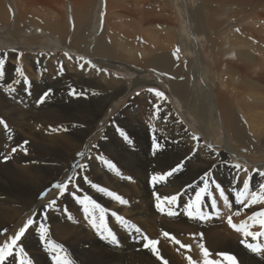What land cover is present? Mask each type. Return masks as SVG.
Returning <instances> with one entry per match:
<instances>
[{
  "label": "bare ground",
  "instance_id": "obj_1",
  "mask_svg": "<svg viewBox=\"0 0 264 264\" xmlns=\"http://www.w3.org/2000/svg\"><path fill=\"white\" fill-rule=\"evenodd\" d=\"M173 1L172 4L171 0H0V43L10 47L7 49L6 61L15 66L22 63V71L31 73H24L27 78L25 83L14 68L4 66V75L0 77V114L6 115L11 122L21 121V126L25 119L39 126V130H33L29 148L25 147L27 153L34 154L29 156V159L35 161L33 167L15 166L11 160L0 163V202L8 203L11 198L16 203L26 202L20 213L37 201L41 207L44 204L40 217L32 216L31 213L22 217L24 221L28 218L35 221L16 246V249H23L20 253L24 259L29 260L27 264H55L53 257L57 254L71 264H162L140 248L142 242L136 237L142 234L136 233L132 227L133 222L139 224L147 230V236L154 239V231H150L147 224L149 220L155 223L154 220H157L165 230L199 232L202 239L201 236L194 238L214 254L209 259L220 260L222 264H227V261L218 255L221 252L236 256L239 264H264V252L255 254L247 251L239 242L237 231L219 222L202 224L200 220L186 217L184 212L187 202L181 198V202L173 203L174 208L173 204L165 205L167 213L169 207L175 211L184 204V208L181 207L177 212V218L162 217L165 212L158 214L160 217L154 215L156 212L152 204L156 205L157 202L152 198L153 192L163 197L176 193L187 196L192 191L194 196L196 185L201 183L200 178L209 172L227 190L234 183L237 186L241 183L240 188H243V180L248 178L249 173L243 168L226 166L228 157L222 151L216 155L214 151L203 148L184 131L176 117L164 114L169 108L156 95L155 99L162 102L155 108L160 113L156 123L158 133L151 132L138 116L127 113L125 118L131 119L135 125L132 126L127 120V123L125 120L123 123L136 135L139 150L129 153L123 147L108 143L102 147L103 153L105 149L110 152L119 171H129L126 177L120 178L100 159H88L86 163L95 183L102 182L103 185L99 186L118 194L127 203L118 206L119 201L86 185L89 192L93 191L89 197L108 210L103 223H99V219L100 226L95 229L86 221L73 224L81 214L78 209L80 204L73 196H66V199L75 206V213L62 216L60 213L63 211L60 210L55 215L50 207L45 208L48 202L41 195L45 187L72 175L70 170L75 158L82 157L77 153L72 164H67L60 177L55 179L57 174L54 176L53 169L63 165L67 150L71 149L69 146L74 147L77 142L84 141L92 131L95 138L106 135L109 143L115 144L118 140L120 127L112 132L114 126L109 128L110 123H102L103 130L98 129L97 123L108 112L110 115L117 112L122 100H125L127 80L104 69H119L115 65L119 61L133 64V73L147 72L154 78L165 74L168 79H162L161 82L164 81L163 84L169 88L173 101L192 116L195 124L191 126L196 130L195 133L209 138L213 136L212 128L215 125L221 126L224 134L220 145L225 149L224 152L234 153L237 144L245 147L250 155L255 154V157L264 154V127L259 129L249 121V114L264 105V0H193L194 4L183 0L184 5L181 0ZM160 3H164V7L162 11H156L154 7ZM226 3L234 7L232 12H229ZM173 9L175 12L172 13ZM108 16L112 19L110 23L107 21ZM117 17L121 20L116 21ZM157 21L161 24L154 23ZM153 25L160 28L154 32L159 30L162 36L154 33L148 41L145 35ZM240 28L247 33L240 32ZM205 42L207 46L202 50ZM62 48L89 57L91 63L86 59L65 55L64 52L25 51ZM47 54L49 59L44 61L42 57H47ZM3 56L4 52H0V57ZM143 75L133 76V87L152 85L161 89L162 84L158 80ZM48 90L51 92L47 98L38 103ZM138 99L145 120L152 125L153 120L148 113L153 109L152 106L148 101L141 102ZM61 123L67 124L68 128L81 127L78 131L55 135L46 128L54 124L63 127ZM93 123L96 125L93 126ZM23 124L27 129L33 127L29 122ZM39 124H43V127ZM2 129L0 125V131ZM153 137L160 145L170 144L174 152L150 155ZM1 145L2 142L0 148ZM87 149L81 150L83 157ZM197 151L203 157H198ZM1 159L3 156L0 152ZM255 159L254 165L262 168V160ZM181 163L183 167L167 178L166 182L155 186L150 183L152 175L167 172ZM249 171L250 191H260L259 185L264 183V178H256L255 171ZM83 174L85 176V171ZM73 176L74 183L69 185V191L79 193L78 187L84 184V178ZM130 176H134L137 181H130ZM229 194L235 197L234 193ZM247 197H244L245 201ZM59 207L62 209L61 205ZM112 210H119L121 215L122 211L133 214V222L126 221L127 226L119 223L111 215ZM255 210L250 207L249 216ZM0 211H3V217L6 218L12 214L11 210ZM81 215L85 216L84 212ZM239 217L233 216L235 220ZM2 218L0 230L6 228L10 232L11 226ZM238 222L237 226L241 224V221ZM41 223L51 226V235L47 234L43 242L37 232ZM23 224L19 222L13 227L20 228ZM106 228L112 229L118 246L98 238L95 230L103 233ZM257 228L250 231L261 230L260 226ZM2 236L5 235L0 232V244ZM54 239L58 240L60 248H54V243H47ZM243 239L264 244V237L253 239L243 236ZM200 244L192 242L197 264H201L204 259L200 253ZM67 247L68 253L64 250ZM160 247L161 256H166L168 264H181L176 254L167 250L164 244L161 243ZM9 261L15 264L14 253L4 264Z\"/></svg>",
  "mask_w": 264,
  "mask_h": 264
},
{
  "label": "rangeland",
  "instance_id": "obj_2",
  "mask_svg": "<svg viewBox=\"0 0 264 264\" xmlns=\"http://www.w3.org/2000/svg\"><path fill=\"white\" fill-rule=\"evenodd\" d=\"M180 1V0H179ZM182 1V4L184 5V1ZM189 2V4H194L193 0H186ZM172 4L174 3L173 0H171ZM196 3V2H195ZM131 3H129L130 5ZM227 4V7L229 8V12L233 10V6H231V3H226ZM132 6V4L130 5ZM136 7H138V5H136ZM164 7V3H160L158 6H155V10H159V11H162ZM172 13L175 12V9L171 10ZM121 19L119 17L116 18V21H120ZM107 21L110 23L112 21V19L108 16L107 17ZM115 22V21H114ZM155 24H161L160 22H154ZM155 29H160L159 27H156V26H150L149 28V31H147L146 35H145V38L149 41V39H151L152 35H154V33L161 37L162 36V33L158 30L156 32ZM240 32L246 34V30L244 29H241L240 28ZM190 37H192V33H190ZM207 46V43L205 42L201 49L202 50H205ZM10 47L7 45V44H3V43H0V52H4V54L8 52L7 49H9ZM13 48V47H11ZM6 50V51H5ZM26 52H50V53H58V52H64V53H67L69 54V56H73V57H76V58H81L83 57V59H86L87 61H91V59L89 57H86L82 54H77L71 50H68L66 48H62V49H57V50H26ZM48 55V54H47ZM183 55V54H182ZM40 56V55H39ZM42 57V55H41ZM44 59V61H46L47 59H49V55L47 57H42ZM10 60V59H8ZM95 60V59H94ZM12 61V60H11ZM35 62L37 63V59L35 60ZM123 64H126V65H123ZM116 67H118L119 69H113V68H104V69H107V70H110L112 71L114 74H117L119 76H121L122 78L126 79L127 82H128V89L126 91V96L124 97L125 100H122L123 103L117 108V112H114L113 114H105L104 117H102L100 119V121H98L97 123V126H98V129H102L103 130V125L106 124V123H110L109 125V128L113 127V130L112 132H115L116 129H118L120 127L121 129V133H123L124 135H121V133L118 134V140L116 139V141L114 142L115 144H113L112 142L109 143L108 141V138L107 136H102L100 138H95L94 137V132L92 131L89 135L86 136L85 138V142L84 141H80V142H77L76 145L74 147L72 146H69L71 147V149H68L67 150V157L63 163L62 166H60L59 168H54L53 169V173H54V176L57 174V177L55 179H58L60 177V175L62 174L63 170H64V167H66L67 164H72V159L73 157L81 152V150L83 149H86V147L88 148L87 149V153H86V156L85 157H80V158H75L73 164H72V167H71V170L70 172H72V176L73 175H80L82 176L83 178L86 176L88 178L89 181H91L93 184L95 185H103L102 182H99V183H95V180H94V177L92 174H90L88 172V168H84L83 171H85V176L83 174V171L81 172V170L79 168H75L74 165L76 164H79V165H85L87 163V160L88 159H93V160H99L97 159V157H102L103 159H107V160H110L114 163L113 161V158L111 157V154L108 150L105 149V152L103 153V150H102V147L107 145L108 144H112L113 146L115 147H123V149L125 150H128L129 153H136L138 150H139V142L136 141V135L134 136L131 132L132 130L129 129V127L127 125H125L127 123V121H129L131 123L132 126H134V122L131 120V119H128V118H125L127 117V113H131L133 115H136L138 116L141 120H143V123L144 124H147L148 125V128L151 129V132L153 133H158V131H156V123H158L159 121V117H160V113H158L155 108H157L159 105L166 102V105L168 106L169 108V111L167 110V112H165L164 114L166 116H169V115H172L174 117H176V120L177 122L182 126V128L184 129V131L191 137H196L197 139H194L196 141H198L200 143V145L203 147V148H207L209 150H212L214 151L213 153H215L216 155L220 154L219 152L222 151L223 153L226 154V156L228 157L227 161H226V166H230L231 168H235L233 167V165H236V164H239L241 167L240 168H243V169H246L249 173V169H252V170H258V171H255L256 175L255 177L257 178L258 176L260 177H263L264 176H261L259 174V172H264V165L262 166V168H259V167H256V165H254L253 161L255 158L259 159V160H262L260 163L261 164H264V154H262L261 156H257L255 157V154H252L250 155L248 150L245 148V147H242V146H239V145H235L236 146V150L234 151V153H231V152H227L221 147V139L223 138V130L221 128L220 125H215L216 127L212 130L213 131V136L212 137H209V138H206L204 136H202L200 133H195L196 130L193 129V127L191 125H194L195 122H194V119L192 118V116L188 115L187 113H185V110L181 107L180 104H177V102H174L173 101V98L171 97V94H169V88L167 87V85L163 84V82H161L162 79L164 80H167L168 77L165 75V74H161L162 77H153L151 75H148L147 72H138V73H133V70H135V68L133 67V64H128L126 62H122V61H119L117 62L116 64ZM5 66L8 67V68H14L16 69L17 66H19L20 68H22V70L24 69V67L22 66V63L19 64V65H14L12 64L11 62H7L5 63ZM129 70H128V69ZM153 71V70H152ZM24 73L26 75L30 74L31 73H27L24 71ZM35 73V72H34ZM143 75L145 74V76H147V78L149 79H154V80H158V82H160L162 84V87L161 89L157 86H144V87H133L132 84H131V79L133 78V76L135 75ZM34 76V75H33ZM144 76V75H143ZM151 78H150V77ZM35 78V77H33ZM148 89H156L162 93H164V97L165 98H161L160 100L162 102H160V100H156L155 99V94L152 93V92H149ZM70 95V94H69ZM137 98L140 99L141 102H149L150 103V106H152V110L148 111V109H145L148 111L150 117L152 118L153 120V124L150 125L144 118V115H143V108L140 106L141 104L136 100ZM138 99V100H139ZM164 99V100H163ZM121 100V98H120ZM122 101H119L120 103ZM127 102H130V104L128 105ZM140 104V105H139ZM133 112V113H132ZM147 113V115H148ZM250 116V122L251 123H255L256 126L260 129L261 127H264V105H262L260 108L258 109H255L251 114ZM0 119H2L5 124L4 125H1L3 127V129L0 131V144L1 142L3 143V145H1V148H0V152L2 154L3 157L7 156L8 159L7 160H4V159H1L0 160V163H7L9 160H11L12 164L15 165V166H28V167H33L34 164H35V161L34 159H29V156H33L34 154H30V153H27L24 151L25 147L29 148V141L31 140L32 138V134H33V130H39V126L37 125V123L31 121V120H22V126L20 125V122H11L7 117L6 115L4 114H0ZM124 120L126 121V123H123ZM78 121V120H76ZM24 122H29L33 125L32 129L29 128L27 129L25 126H24ZM95 122V121H94ZM106 122V123H105ZM104 123V124H102ZM63 124V127H61L60 124H54V125H51L50 127H46V128H49L50 131H52L53 135L55 134H61V133H70L71 131H78V128H80L81 126H78L77 128H68L66 125L67 124H64V123H61ZM40 126L43 127V124H39ZM96 123L94 124L93 123V126H95ZM217 128V129H216ZM45 135H48V134H45ZM127 136L128 139L126 140L124 137ZM27 141L28 145L27 144H23V142ZM220 143H219V142ZM160 143V142H159ZM23 144V147L22 148H17V151L15 153L12 152V148L13 147H17L19 145H22ZM31 144V143H30ZM66 144L69 145V141L66 142ZM87 144L89 146H87ZM208 145H211V148L208 147ZM149 148V146H148ZM153 153H152V152ZM247 151V152H246ZM35 152V151H34ZM170 152H174V150L172 149L171 145L170 144H162L161 147L159 148V150H156L155 151V155L156 154H163V155H168ZM71 153H73V155H71ZM167 153V154H166ZM198 157H203L202 153L201 152H196ZM154 154V151H153V148H152V143L150 144V155H153ZM254 156V157H253ZM244 157V158H243ZM246 158V159H245ZM248 158V160H247ZM251 160V161H250ZM256 160V159H255ZM256 164V163H255ZM87 165V164H86ZM43 166H46V164H44ZM121 168V167H120ZM120 172V175L119 177H126L125 174L129 173V171L127 169H122L119 171ZM249 173L247 174V177L249 178ZM251 175V173H250ZM66 178V177H65ZM129 178V177H128ZM130 178L133 180V182L135 183V180L137 181V179L134 177V176H130ZM131 179H129L131 181ZM65 180V179H64ZM63 180V181H64ZM84 184L80 185L78 188H79V193H76V195L80 196V197H83L85 195L89 196L93 193V191L89 192L88 189H87V186L86 185H90L89 183H86L85 180H83ZM217 183H219L217 180H216ZM226 191H227V187L221 183H219ZM251 184V182H250ZM241 183H238V186L239 188L241 187ZM47 187V188H46ZM45 189H44V192L43 193H46L45 195H43V197L47 200V202L51 201V200H56V204L54 206H51L50 209L52 211V213H54L55 215H58L59 214V211L62 210L63 213H60L62 216L64 215H70L71 213H75V206L71 205L68 203L67 199H66V196L67 197H70L72 196L70 193V191L66 192L64 195L62 196H59L58 197V190L56 189H53L52 186H46ZM255 190V189H254ZM213 196L216 198V201H217V208L219 209V212L218 213H212V209H211V205L210 203L207 201V198L205 199V205H206V211L207 213L210 214L209 218L206 219V220H200V219H196V220H200V222L202 224H207L208 222L210 223H220L221 225H227L230 229H233L232 227L229 226V224L227 223V218L229 216L232 217V220H233V223L238 225V221H244L246 222L247 225H249V230H257V226H259L258 223H255L254 221H251V220H248V217H249V213H250V208L249 209H246L244 210L243 212H241L239 215L240 217L237 218L236 220L233 218L234 216V213L239 209L240 205H237L235 203V197H231L230 194L228 193L229 195V201L232 203V207L229 208L223 200H221L219 198V194L217 192H215L214 188H213ZM54 192V193H52ZM113 192V191H112ZM155 196L152 195V198L153 200L156 201V198H154ZM190 197H193V193L192 191L187 195V196H182L181 197V200H184L185 202H189V198ZM73 198V197H72ZM250 198V196L247 197V199ZM181 200L179 199L178 202H181ZM66 201V202H65ZM135 201H137V199H135ZM132 202V201H131ZM157 202V201H156ZM246 202V201H245ZM26 202H21V203H16L14 201L13 198L9 199V202L8 203H2L0 202V210L2 209H6V210H11L12 211V214L9 216V217H3V211H0V218H2L4 221L7 222V224H9V227H10V232H8V230L6 231V228H1L0 232L1 233H4L5 236H2L1 239H2V244L7 240V238L11 235H14L15 232L19 229V227H13L15 224L19 223V222H22V223H25V221L23 220L22 217H24L27 213H31L30 215L32 216H36V217H40L42 211H43V208H44V204L43 206L41 207V205L39 204V202H35L33 203L29 209H24L21 213H20V210L22 209V205L25 204ZM87 203V202H86ZM121 203L119 202L118 206L120 205ZM61 205L62 209L59 207ZM153 205V209L155 210L156 213H154V215H157V217H160L158 214L161 215V212L158 211V209L155 207V204H152ZM89 210L90 211H93L91 205L89 204ZM184 206V204H181V207ZM83 205H79L78 209L79 212L81 214H83V211H82V208ZM155 207V208H154ZM172 207L174 208L175 207V204L172 205ZM181 207H179V209H176L175 211L178 212L179 210H181ZM253 207L254 209H256L255 211L259 210L261 207V204H257V205H253L251 206ZM184 208V207H182ZM157 210V211H156ZM115 212L117 214V216L119 217H123L124 220L123 221H118L119 223H125V221H128L129 223L132 221L133 222V214L132 215H129V213H125L122 211V215L120 214L119 210H112V212ZM136 211V210H135ZM166 213V211H165ZM164 213V214H165ZM75 220V222L73 224H76L77 222L79 221H86L88 224H90L86 219H85V216L84 215H81ZM100 212L99 210H96V212L94 211V216H95V223L96 225L98 224V221L100 219ZM162 214V217H165V218H177L178 216H172V217H168L167 215H164ZM79 215V214H78ZM107 215V214H106ZM105 215V216H106ZM193 215H196V213L194 212ZM248 216V217H246ZM90 217V216H89ZM187 217V216H186ZM97 218V219H96ZM116 219V217H115ZM117 220V219H116ZM40 221V220H39ZM150 222L147 223L149 225V228H150V231H154L153 235H154V239H158L159 241V252L162 251L160 248V244H164V246L167 248V250H169L170 252H173L176 254V256L178 257V259L180 260L181 264H189V260L187 259L188 257H191L192 260L195 262V264H197V260H196V255H195V251L193 250V245H192V242H197L198 244L201 243L200 240H197L195 237L197 236H201L199 232H185V233H178V232H174V231H170V230H165L163 228L160 227L159 225V222L157 220H154L156 221L153 222L152 220H149ZM99 223H101V221H99ZM91 225V224H90ZM125 225V224H124ZM133 225L136 227V228H139L140 229V232L138 233L139 235L142 234V235H147V230H145L144 228H142L139 224L133 222ZM139 225V226H138ZM48 227V232L47 234L48 235H51V226L50 224H47L45 225ZM97 226H100L99 224ZM152 226V227H150ZM7 226V228H9ZM93 229V228H92ZM126 229V228H125ZM98 230V229H97ZM97 230H95V233H97L98 235V238L100 240H102L101 238V235L99 232H97ZM234 230V229H233ZM127 231V230H126ZM169 232L172 236H174L176 239L180 240L182 244H185V245H190L191 248H182L180 247V245H177L173 242L170 241L169 238H166L162 235V232ZM236 232V231H235ZM236 235H237V238L238 239H243V236L239 233V232H236ZM184 237V238H183ZM41 242V241H40ZM248 243H252V244H261L260 242H254V241H247ZM53 243L55 245H59V242L58 240L54 239L53 240ZM0 244V245H2ZM242 245V244H241ZM244 246V245H242ZM245 247V246H244ZM142 250L143 248L140 247ZM169 248V249H168ZM245 249L247 251H249L250 253H253L251 252L250 250H248L246 247ZM65 252L68 253L69 252V248H64ZM146 250V249H145ZM147 253L152 257H154L155 259H157L149 250H146ZM264 252V249L261 251V253ZM14 256H15V259H16V262L15 264H19V261H23L24 263L26 262V264L29 262V260H27L26 258L24 259L23 257V254L20 253L19 251V248H14ZM17 253H19V256H18V259H17ZM21 254V255H20ZM160 255H162L160 253ZM165 254H163L164 256ZM210 255L214 256V254H211ZM158 260V259H157ZM164 260H167L166 256H164ZM18 261V262H17ZM160 263L163 264L162 261L158 260ZM6 264H12L11 261L7 262Z\"/></svg>",
  "mask_w": 264,
  "mask_h": 264
},
{
  "label": "snow or ice",
  "instance_id": "obj_3",
  "mask_svg": "<svg viewBox=\"0 0 264 264\" xmlns=\"http://www.w3.org/2000/svg\"><path fill=\"white\" fill-rule=\"evenodd\" d=\"M103 15V14H101ZM15 51V50H13ZM178 51V49H177ZM67 55V53H65ZM175 55V52L173 53ZM6 56L7 54L5 53L3 57H0V77L4 75V66L6 63ZM19 60V57L17 58ZM80 59H83L81 57ZM88 63H91L90 61ZM93 67H95L93 65ZM62 70V69H61ZM15 71L20 74V76L24 79V82L27 83V78L24 76V72L22 69L17 66ZM19 82V81H18ZM149 92L154 93L157 97L159 98H165L164 93L156 90V89H148ZM51 90H48V92H45L38 103L43 102L47 96L50 94ZM72 94H76L73 92ZM5 122L0 119V125H4ZM121 135H124L121 133ZM126 140L128 139L127 136L124 137ZM193 139H197L196 137H193ZM28 142L25 141L23 144H27ZM22 145H19L17 147L12 148V152L15 153L17 151V148H22ZM161 147L160 143L157 141L155 137H153V142H152V148L155 154L156 150H159ZM209 148H211V145H208ZM25 152L27 151L24 149ZM78 156H83L84 153H78ZM4 160H7L8 157L5 156L3 157ZM97 159H100L101 162L110 170L115 172L117 175H120V172L116 165L107 159H103L102 157H97ZM75 168H79L81 172L83 171L84 168L87 167V165H79L76 164L74 165ZM183 167V163L178 164L176 167L171 168L167 172H164L162 174H154L150 178V183H152L154 186L161 183V182H166L167 178L175 175L177 171H179ZM236 169H240V165L236 164L233 165ZM258 171V170H254ZM261 176H264V172H259ZM128 179H131L130 177ZM84 180L86 183H89L92 187L96 188L98 191L105 193L109 197L119 201L121 204L127 203L126 200H124L122 197H120L118 194L101 187L99 185L93 184L91 181L88 180V178L85 176ZM201 183L196 185V190H195V195L194 198L190 197L189 202L185 205L186 211L184 212V215L188 216L191 219H200V220H206L209 218L210 214L207 213L206 211V205H205V199L207 198V201L211 205L212 213H218L219 209L217 208V201L216 198L213 196V188L215 192L219 194V198L224 201V203L231 208L233 205L229 201V195L228 193H234L235 194V203L237 205H240L239 209L234 213V215H239L241 212H243L246 209H249L253 205L257 204H264V183H261L259 185L260 191H250V177L246 178L243 180V188H239L235 183L233 184V187L231 189H228L227 191L219 184L216 182L215 179L212 178L210 172L205 173L204 176L200 178ZM74 183V176L69 175L64 181L57 182L52 185L53 189L58 190V197L64 195L66 192L69 191V185ZM201 184L203 186H201ZM188 187H192V185H189ZM46 193H42L41 195H45ZM74 200L78 203L83 205L82 211L85 214V219L88 220V222L91 224V226L95 229L97 227L95 223V216H94V211L99 210L101 213L100 215V221L103 223L105 219V215L108 213V210L103 208L100 204H98L95 200H93L91 197L85 195L83 197H80L76 195L75 192L70 193ZM153 195L156 198V205L155 207L160 211L161 213L165 212V205H171L173 203H176L179 201L183 193H176L173 195H165L161 197L158 193L153 192ZM245 196H250L245 202L244 197ZM87 202V203H86ZM56 204V200H51L48 202L47 205H45V208L54 206ZM92 206L93 211L89 210V206ZM196 213V215H193V213ZM168 216H176L178 213L176 211H173L170 207L167 210L166 213ZM112 216L116 217L118 221H123V217L117 216L115 212L111 213ZM89 216L92 217V219L89 220ZM71 217L69 216V219ZM248 220L254 221L255 223H258L261 230L260 231H250L249 230V225L246 224V222L242 221L239 226L233 223L232 217L229 216L227 218V223L229 224L230 227H232L235 231L239 232L242 236L244 237H251L253 239L257 237H264V207H261L258 211L252 212V214L248 217ZM35 223V221L32 218H28L23 226H21L14 235H11L7 238V240L0 245V264H4L5 261L9 259V257L13 256L14 248H16L18 242L21 240V238L25 235L26 231L30 228ZM125 226H127V222L125 221ZM135 228V232L139 233L140 229L136 228L134 225L132 226ZM37 232L40 234V239L43 242L47 236L48 229L45 227L43 223L40 224V226L37 228ZM101 238L104 240L109 241L113 246H118V240L116 235L113 233L112 229L106 228L103 233H100ZM162 235L166 238H169L171 242L180 245L182 248H191L190 245H185L182 244L180 240L176 239L174 236H172L169 232H162ZM201 239H202V234ZM142 242V248L149 250L158 260L162 261L163 264H168L167 260H164V258L160 255L159 252V241L156 239H152L148 237L147 235H142L136 237ZM242 245H244L248 250L255 254H261L262 249H264V244H252L248 243L245 239H241L239 241ZM47 243L49 245H53V242L51 240H48ZM54 248H60L61 246L59 245H53ZM200 253L203 256V260L201 264H222V261L220 260H213L209 259L210 252L209 250L204 246L203 243L199 245ZM19 251H23V249H20ZM220 257H223L224 260L227 261V264H239V261L236 256L231 255L226 252H221L218 253ZM19 253H17V259H18ZM189 260V264H195V262L192 260L191 257L187 258ZM53 260L55 261V264H71L70 261L63 259L57 254L56 256L53 257ZM19 264H24L23 261H19Z\"/></svg>",
  "mask_w": 264,
  "mask_h": 264
}]
</instances>
